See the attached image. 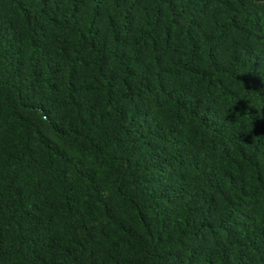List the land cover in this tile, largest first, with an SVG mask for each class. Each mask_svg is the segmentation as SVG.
I'll list each match as a JSON object with an SVG mask.
<instances>
[{"label": "trees", "instance_id": "16d2710c", "mask_svg": "<svg viewBox=\"0 0 264 264\" xmlns=\"http://www.w3.org/2000/svg\"><path fill=\"white\" fill-rule=\"evenodd\" d=\"M0 264H264V0H0Z\"/></svg>", "mask_w": 264, "mask_h": 264}]
</instances>
